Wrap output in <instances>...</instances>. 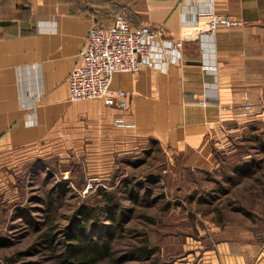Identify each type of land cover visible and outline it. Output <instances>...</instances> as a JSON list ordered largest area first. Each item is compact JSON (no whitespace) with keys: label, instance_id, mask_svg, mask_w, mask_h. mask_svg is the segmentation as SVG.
I'll return each mask as SVG.
<instances>
[{"label":"crops","instance_id":"crops-1","mask_svg":"<svg viewBox=\"0 0 264 264\" xmlns=\"http://www.w3.org/2000/svg\"><path fill=\"white\" fill-rule=\"evenodd\" d=\"M16 1L0 12V21L10 22L0 25V158L66 138L89 149L96 162L111 160L129 147L133 134L177 152L188 164L206 165L212 145L227 132L264 121V0H211L216 12L242 22L217 27L212 42L198 40L192 27L195 12L209 0H104L123 5L135 24L160 26L166 38L184 40L180 62L165 71L143 66L113 74L111 87L127 93L123 110L99 99L68 98V72L100 9L78 10L70 0ZM206 62L216 71H206ZM246 103L251 108L242 115L237 107ZM33 108L34 122L27 124ZM120 113L135 123L133 130L113 126ZM17 172L0 168V178ZM201 236L180 255L187 264H264V233L217 227L212 242Z\"/></svg>","mask_w":264,"mask_h":264},{"label":"rangeland","instance_id":"rangeland-1","mask_svg":"<svg viewBox=\"0 0 264 264\" xmlns=\"http://www.w3.org/2000/svg\"><path fill=\"white\" fill-rule=\"evenodd\" d=\"M16 2L0 0V12L7 13ZM80 3L100 9L97 20L102 24L112 20L118 7L123 8L104 0ZM256 128L246 126L238 134L227 132L212 145V158L206 165L188 164L155 140L133 134L129 147L116 151L111 160L96 162L89 149L74 146L66 138L30 146L20 156H2L0 168L18 172L0 178V264H62L65 245L80 223L81 204H97V187L111 190L126 182L139 194L147 190L149 197L132 203L126 193L119 195L122 208L131 209L125 210L123 229L112 242L110 256L96 264H187L180 255L193 250L202 234L212 242L217 227L231 234L264 233V190L257 181L261 177L264 181V168L235 185L226 180L228 176L237 179V171L232 170L238 164L235 153L250 154L243 157L246 161L264 158L257 140H240L251 132L259 133L261 139L264 125ZM122 179L126 182H120ZM106 211L98 209L97 230L110 226ZM86 230L96 234L89 227ZM45 233L53 238L52 244L44 239ZM144 238L153 252L149 258H135L131 250H137ZM190 264H196L195 259Z\"/></svg>","mask_w":264,"mask_h":264},{"label":"built area","instance_id":"built-area-1","mask_svg":"<svg viewBox=\"0 0 264 264\" xmlns=\"http://www.w3.org/2000/svg\"><path fill=\"white\" fill-rule=\"evenodd\" d=\"M195 15L192 27L196 29V38L203 42L210 40L219 26L242 24L235 16L216 12L211 0L204 8L197 10ZM183 41L182 38H166L160 26L134 24L123 10L116 12L107 24L95 21L86 33L78 61L68 72V98L72 101L99 99L108 106L123 110L128 105L127 93L111 87L113 74L135 73L143 66L165 71L170 64L180 62ZM202 67L208 72L216 71V65L212 63L206 62ZM237 108L242 115H246L251 105L246 103ZM32 110L28 114L27 124L34 122V108ZM112 124L121 130L135 128V123L121 113L113 116Z\"/></svg>","mask_w":264,"mask_h":264},{"label":"trees","instance_id":"trees-1","mask_svg":"<svg viewBox=\"0 0 264 264\" xmlns=\"http://www.w3.org/2000/svg\"><path fill=\"white\" fill-rule=\"evenodd\" d=\"M70 2L73 4V7L75 9L82 11L86 10L94 14L93 10L81 4L80 0H70ZM118 8L116 9V12H120L123 10L121 7ZM9 23V21H0V25H8ZM261 125H264V122L256 121L250 122L249 125L247 124L248 129L251 128L252 130L257 129L256 127ZM251 134L252 135L248 136V134L246 133L242 138H240V140H257L256 143H259V147L262 149V151H264V132H262L261 134V139L257 137L259 133L255 134L254 132H251ZM243 154L244 155L242 156L239 153H235V160L238 161V164L236 168L232 170H234L235 172L237 171V174L235 175L237 176V179L234 178L231 180L229 176L226 177V180L233 183V185L241 182L246 178H253L255 174L259 173V170H262L264 168V158H257L256 160L254 158H251L249 159V161H246L242 160L245 159L243 157L248 156L249 158L250 154ZM261 178H257V181L260 185H262V190H264V181ZM121 181L122 183L126 182L125 179L120 180V182ZM253 187L254 186L250 185L249 190H253ZM94 192L98 197V200L95 199L97 204L91 206L87 203L81 204L82 209L79 210L78 215L80 223H77V225H75L76 231L71 236V242H68L65 245L63 254L64 259H62V264H96L98 261L109 257L112 250V242L114 241L116 234L121 231V229H123L122 219L125 215V210L131 209L127 207L125 209L122 208V204L119 200V195H124V193H126V199L130 200L132 203H138L144 199L147 200L149 197V192L147 190H142V193L139 194V191L135 188L130 187V184L128 182H126L122 188L116 187L108 190L106 187H97ZM224 192L226 193L227 190ZM47 194L49 197L50 193L48 192ZM45 204L47 208H49V206L51 205V199L48 202L46 201ZM101 207L107 210L106 215L109 219L110 226L106 227V229L103 228L102 230H97V228L99 227V215L97 214V212ZM238 208L243 214L251 216V213L243 206H238ZM88 227L89 229H93V232H95L96 234H90L86 230ZM100 234H102V237H100ZM43 236H45L44 239L49 245L52 244L53 238L50 234L45 233L43 234ZM140 243V246L136 247L137 250H131L135 254L134 257L139 259L149 258L153 250L149 248L147 239L144 238Z\"/></svg>","mask_w":264,"mask_h":264}]
</instances>
